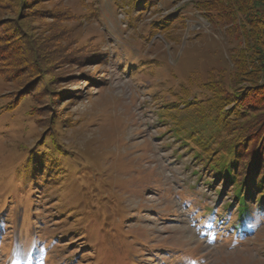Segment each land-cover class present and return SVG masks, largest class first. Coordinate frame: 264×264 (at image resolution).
Listing matches in <instances>:
<instances>
[{"label": "rangeland", "instance_id": "rangeland-1", "mask_svg": "<svg viewBox=\"0 0 264 264\" xmlns=\"http://www.w3.org/2000/svg\"><path fill=\"white\" fill-rule=\"evenodd\" d=\"M135 1L0 0V264H264V210L248 199L239 220L190 138L214 129L209 83L251 93L223 119L234 111L229 133L244 123L264 159L247 122L264 86L238 74L243 15Z\"/></svg>", "mask_w": 264, "mask_h": 264}, {"label": "trees", "instance_id": "trees-1", "mask_svg": "<svg viewBox=\"0 0 264 264\" xmlns=\"http://www.w3.org/2000/svg\"><path fill=\"white\" fill-rule=\"evenodd\" d=\"M155 1L159 0H136L135 4L137 6L152 5ZM259 6L264 7V0H207L200 2L198 6L199 9H202L207 14L215 11V14L220 19L228 23L229 13L233 12L234 15L241 13L243 15V25L238 33L241 32L240 36L244 41L248 40L250 48L248 49L249 52L246 53L247 57L245 59L241 57L238 74L242 76L241 80L250 84L251 88L264 86V82L258 84L260 80L264 81V39H262V34H264V16H256L251 19L248 14V11ZM254 13L257 14V12ZM262 14L264 15V13ZM208 87L212 91V96L205 101L208 105L206 106L208 113L205 112L204 115L208 116L209 114V120L212 122L214 129L203 137L204 133L202 131L209 127L210 124L200 123L199 132L195 131V135L190 138L197 142V145L201 148L198 153V160L203 161V165L213 172L215 178L231 184L233 196L236 197L238 202L236 207V210L238 209L239 211L238 218L239 220H245L251 214L250 209H255L254 206H249L247 203L248 199L256 200L257 208L264 210V159L261 157L259 149L253 148L256 140L251 139V141L247 142L244 123H233L234 126H241V128L233 137L229 133L227 129L229 127L228 121L230 122V119L235 120L236 113L234 111L231 112L226 117V120L223 117L226 116L224 110L226 106H234L236 112H238L239 108L245 109L244 97L245 95L251 96V93L229 91L228 96L222 97L217 93H213L211 83L208 84ZM211 101L213 103L209 104ZM248 112L251 118L249 117L250 119L247 122H250L251 126L256 124L258 127H264V116L258 118L257 114ZM222 131H226L231 137L229 141H221L220 144L216 143L219 146L213 150L220 148L224 152L220 156H215L212 152H208L210 143ZM261 136L264 138V134ZM257 140L259 142L262 139ZM244 143L246 144L244 145ZM254 193H256V197H254Z\"/></svg>", "mask_w": 264, "mask_h": 264}]
</instances>
